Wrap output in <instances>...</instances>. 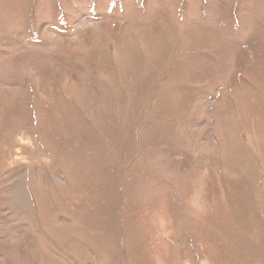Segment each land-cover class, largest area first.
<instances>
[{
	"label": "rangeland",
	"instance_id": "rangeland-1",
	"mask_svg": "<svg viewBox=\"0 0 264 264\" xmlns=\"http://www.w3.org/2000/svg\"><path fill=\"white\" fill-rule=\"evenodd\" d=\"M0 264H264V0H0Z\"/></svg>",
	"mask_w": 264,
	"mask_h": 264
}]
</instances>
